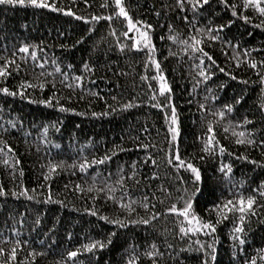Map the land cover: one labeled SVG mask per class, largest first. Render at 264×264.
<instances>
[{"label": "trees", "instance_id": "obj_1", "mask_svg": "<svg viewBox=\"0 0 264 264\" xmlns=\"http://www.w3.org/2000/svg\"><path fill=\"white\" fill-rule=\"evenodd\" d=\"M49 2L74 15L0 5V66L15 61L8 66L10 75L0 77V88L24 93L0 92V187L5 192L0 196V248L5 250L0 264H128L130 259L135 264H202L205 259L210 264H251L253 258L264 264L260 251L264 249V17L243 9V0H227L238 6V16L221 0L196 8L186 0L184 10L177 0H123L134 21L152 26L154 58L172 89L178 115L175 144L182 158L199 169L201 178L195 181L190 170L167 163L171 133L165 111L170 109L151 106L155 102L149 84L153 89L159 85L141 79L156 74L154 65L145 68L146 50H120V44L131 41L120 35L126 21L116 18L114 0ZM109 15L111 21L91 19ZM113 30L116 36L110 34ZM193 36L216 62L208 69L214 75L206 83H197L202 77L196 65L203 59L204 68L211 61L185 50L181 43ZM24 45L37 53L36 60L19 52ZM41 63L43 68L38 67ZM253 63L256 68L250 66ZM56 67L62 72L57 73ZM76 76L83 77L81 87H76ZM27 83L37 87H20ZM48 100L52 106L41 103ZM128 103L135 106L125 109ZM61 106L69 111L61 112ZM226 106L232 111L227 112ZM221 111L223 118L218 115ZM209 124L219 142L212 154L203 151L211 135ZM241 131L254 143L237 144L240 137L233 132ZM220 147L226 151L221 153ZM149 155L155 164L145 163ZM105 156L111 159L104 164L90 163ZM85 162L88 166L82 172ZM222 165L232 168L227 176L220 171ZM52 166L56 171L45 180ZM25 189L32 199L20 195ZM180 195H191L196 214L213 222L220 218L214 210L217 204L253 196L256 215L246 216L244 233L238 234L245 244L232 239V229L240 222L231 213L213 236L182 238L181 218L167 213ZM132 201L133 211L121 206ZM153 213L158 214L156 219H151ZM140 219L150 223H131ZM97 240L107 246L92 253L83 250L84 244ZM195 240L204 244L215 240L216 260L196 251ZM13 247L17 254L10 259ZM78 250L77 257H68Z\"/></svg>", "mask_w": 264, "mask_h": 264}, {"label": "snow or ice", "instance_id": "obj_2", "mask_svg": "<svg viewBox=\"0 0 264 264\" xmlns=\"http://www.w3.org/2000/svg\"><path fill=\"white\" fill-rule=\"evenodd\" d=\"M85 2H87V0H85ZM186 0H177V5L181 10H184V4H185ZM222 3L225 4L226 7H231L233 9L232 11V15L233 16H238L239 13L236 11L237 9V5L236 4H231L229 5L227 0H221ZM187 3H189L193 8H196L198 6H202V5H207L209 4V0H187ZM0 5H8V6H12V7H16V6H20V7H33V8H44V9H50L53 12H62L64 15H68V16H72L74 15V13L71 10H67L65 11L63 8H58L56 6V4L54 2H49V0H0ZM114 5L115 8L118 9V11L115 12V16L116 18H123L124 21H126V29L123 30L120 35L123 36L125 39L131 41L130 44H120V50L124 51L126 48L129 50H136V51H145L146 50V54H147V60H146V64H145V68L147 69L149 66L154 65L155 69H156V74L152 75V76H148V75H143L141 76V79L144 81H157L158 82V89H153L152 85L149 84V88L152 91V94L150 96V99L152 101H154L155 103H153L151 106L154 108H157L161 111H165L166 109H170V113L165 111V122L168 124V131L171 133V139L169 140V151L166 153V159H167V163L168 165L172 166L173 168L179 170V169H185V170H190L194 175H195V181H199L200 180V171L197 167H195L192 163L187 162L184 158H182L178 147L176 146L175 142L177 140V137L179 135V130L177 127L178 124V115H177V111H176V107L173 105L172 103V99H171V92L172 89L169 86L166 77L162 74V69L160 66V62H158L155 58H154V53L156 51L154 45L152 44V38L150 35V30L152 28V26L150 24H146L145 22L136 20L134 21L133 18L129 15L128 11L126 10V8L124 7L123 4V0H114ZM103 6H107V5H102ZM242 7L243 9L247 10L249 8L255 10L257 13L260 14V16L264 17V0H243L242 2ZM77 20L83 19L80 16H76L75 17ZM245 22L249 21V17L247 16H243L242 17ZM93 21H100V20H108L111 21L113 19L112 15L109 16H92L91 18ZM86 23H88L89 21L85 20ZM262 24H264V21L261 22ZM143 29V30H142ZM223 30V26H221L220 29H218V31H222ZM209 31H212L211 29H209ZM130 33H135V35H130ZM111 35L116 36L117 33L115 30H113L111 33ZM169 39L175 41L176 37L174 36H170ZM212 39H217L216 36H213ZM189 40L192 41V43H189ZM118 43L119 40H118ZM181 43H183L185 45V50L187 49H191L193 53H201L203 56L207 57V59L209 61H211V65H207L204 68H201L200 65L204 64V60L200 59L199 64L196 65L197 68H199L200 70L198 71L197 75L199 77H202V81H197V83H201V82H207L208 80L211 79L212 75H214V73L208 71L209 68H211L212 65H215V60L212 59L211 56H209L206 52L203 51V48L199 47V45L202 43L201 40L196 39V37H189V39L183 40L181 41ZM19 52L22 53H27L30 54L31 58L33 60H36L37 58V53L35 51H31L30 52V48L27 45H24L22 47H20ZM172 54V53H170ZM247 54V53H246ZM15 63V61H8L6 62L4 65L0 66V77H7L8 75H10V73L7 71L8 66L10 64ZM252 68H256V64L253 63L250 65ZM38 67L43 68L44 64L41 63L38 65ZM85 70H89V66L87 64L84 65ZM55 71L57 73H61L62 70L59 67H56ZM221 72L224 71L223 68L220 69ZM41 76L44 75L43 72L40 73ZM48 75H51V73H48ZM65 79H67V75H65ZM76 81V87H81L82 83L81 81L83 80L82 76H76L75 78ZM232 79H236V77H232ZM244 83H247L246 81H244ZM41 89L44 87L43 84L38 85ZM21 88H34L37 87V85L31 84V83H27V84H21L20 85ZM67 87L72 88L73 85L72 84H68ZM0 92H2L3 94L7 95V96H16V95H21L23 96L24 93L23 92H16V91H10L7 87H3L0 88ZM94 95H98L95 94ZM163 98V101H161L160 98ZM113 99H115V97H113ZM207 99V97H206ZM239 102V101H237ZM41 103H45L48 106H52V100H48V101H41ZM135 105H133L132 103H128L124 105L125 109L128 108H132ZM201 108H204L205 106L203 104L200 105ZM227 112H231L232 108L231 106H226ZM59 110L61 112H66L69 111V109L64 108L63 106H61L59 108ZM113 111H115V109H113ZM108 113H104V115H107ZM93 115H96L95 113ZM218 115L223 118L225 115L224 111H221L218 113ZM245 123H250V121H245ZM46 131V130H45ZM208 133H210L211 135L208 136L203 151L205 153H209L212 154L215 148V145L218 144L219 142L215 140V134L213 132V128L211 126V124H209L208 129H207ZM225 132L228 131L227 128L224 129ZM233 135H237L238 138L235 142L237 144H252L254 143L253 140L248 139L245 140V132L241 131L239 133H235L233 132ZM57 147H59V145H57ZM140 147L143 148H147L148 145H141ZM12 150L9 148L8 152H11ZM219 151L221 153H224L226 151L225 148L220 147ZM0 152H3V149H0ZM111 159L110 156H105L104 158L101 159H94L92 160L90 163L93 165L96 164H104L107 160ZM148 161H151L153 164L156 163V161L149 155L147 157V159L145 160V163H147ZM3 163L5 165L8 164V160L5 159L3 161ZM16 163H19V161H16ZM255 163V162H253ZM88 166V162H85L83 164L80 165V170L83 172L85 170V168ZM56 167L57 166H52L49 169V174L44 176L45 180H48L50 178V175L52 172L56 171ZM133 167H135V165H133ZM220 171L222 173H224L226 176L228 173H231L232 168L229 165H222V167L220 168ZM20 175L23 176V171L20 172ZM95 179V178H93ZM118 183L120 181H117ZM91 191V189H89ZM103 189H101L102 191ZM32 191H35V189H33ZM185 192H187V190H185ZM15 195V193H13ZM5 195V192L3 191L2 187H0V196ZM20 195H25L28 196V190L25 189L23 192L20 193ZM261 195H264V192L261 193ZM28 199H32L31 196H28ZM147 196L145 197V200H147ZM49 202H51V196H49ZM182 202V203H181ZM135 201H132L129 204H122L121 206L129 211H133L134 209H132V204H134ZM256 203L255 199L253 196H248V197H244V196H240L238 199L236 200H232L229 199L225 202H223L222 204H217L214 208V210L217 212L218 216L220 217L219 219H217L215 222H213L212 220H205L203 217H200L196 214V212L193 209V204H192V196L189 195L187 197H185V195H180L177 197V203H173L168 209H167V213L169 214H173L179 219L178 223H179V233L181 234V237H195L199 234H203L204 236H213V234L216 232V228L217 225H219L223 220H228L230 219V216L228 215V213H231L236 219H238V221L240 222L239 225L234 226V228L232 229V239L234 241H238L240 245L245 244L246 240L244 238L241 237V235L238 234H243L244 233V227H243V222L245 221V218L247 215H256L255 210H254V204ZM180 205V206H178ZM143 207H145L146 210H148V205L144 204ZM153 208L155 207L154 205L152 206ZM93 215H95V212L92 213ZM236 214H239L238 216ZM156 213H153L151 219H156L157 218ZM116 223H118L121 227H126L127 225L124 224V222L122 221H116ZM132 224H149L150 220L149 219H140V220H132L131 221ZM111 235H115V233H112ZM215 240H213V243L211 244H204L201 243L200 240H195L194 243L199 245V247L196 249V251L198 252H204L206 256L210 257L211 261H215L216 260V255H215ZM19 241H17V245H19ZM112 240L111 238L108 239L107 244H111ZM106 243H104L103 241H91L89 243L84 244L83 250L89 253H92L94 250L97 249H104L106 247ZM153 248H155V245L152 246ZM211 249L210 252H208L207 250ZM4 249L0 248V255L4 254ZM260 251H264V249H261ZM17 254V248L13 247L9 253V258L10 259H15ZM79 254V250L78 251H72L68 253V257L70 259L77 257V255ZM147 255L152 256L153 253L149 252L147 253ZM261 259H264V256H261ZM128 264H135V260L134 259H130L128 261ZM202 264H210L208 259L203 260ZM247 264V262H246ZM251 264H256V259L253 258L251 260Z\"/></svg>", "mask_w": 264, "mask_h": 264}]
</instances>
